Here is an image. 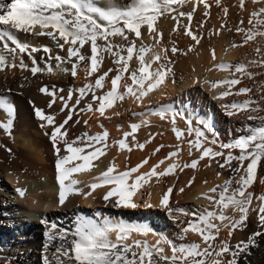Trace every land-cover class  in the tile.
Instances as JSON below:
<instances>
[{
    "label": "snow or ice",
    "instance_id": "snow-or-ice-1",
    "mask_svg": "<svg viewBox=\"0 0 264 264\" xmlns=\"http://www.w3.org/2000/svg\"><path fill=\"white\" fill-rule=\"evenodd\" d=\"M185 0H128L125 4H118L116 0H11L10 3H0V72L5 70L17 69L19 71L30 72L32 76L37 73L47 71L55 74L52 65L47 64L44 68L39 66L34 53L43 52L48 59L55 60V68L62 73H68L76 77L78 69L83 67L86 76L92 77L99 71L103 64L105 55L108 54L113 58V64L116 68H110L108 71L96 76L94 82L86 83L77 90H69L66 97L60 96L55 87H41L39 91L45 96L51 97L48 107L51 108L57 99L63 102L60 112L65 113L62 122L57 123L56 114H46L45 111L33 104L35 117L42 121L41 128L51 127V132H45L49 136L53 155L55 156V182L58 186V195L56 205L63 207L69 202V198L81 195L87 199L92 193L106 185H114L103 196L107 203L111 197H117L111 202V206L123 209H136L141 207L134 201V196L143 187L150 182L151 177L167 176L174 173L176 165H169L165 170L158 172L160 165L164 164L167 159L178 155L180 149L171 152L167 157L153 165L147 173H139V170L149 163V159H143L135 167L127 168L123 172H117L115 163L110 162L106 170L99 176L93 177L96 182L86 184L90 190L85 192L83 188L78 187L79 181L72 178L76 174L90 172L94 167H98L94 161L107 154L109 133L104 130L95 135H89L87 132L81 133L74 138L69 137V121H73V112L75 106L81 105L84 101L86 107H80L79 111L99 112L100 116L105 117V110L112 108L117 101H124L125 98L133 99L138 105L143 98L156 90L165 82L171 68L163 63L167 59V53L170 51L173 55L179 52V49L173 46L169 49L156 51L163 39V34L158 31L156 25L165 15H171V18L180 25V17H186L188 25H182L185 29L184 35L190 37L196 44L200 43L201 37L195 35L190 28L193 14L199 5H203L205 16H208L207 9L210 5L207 0H190L193 2L191 12H177V6H183ZM254 4L259 3L261 7L250 13L248 24L251 26L247 29L237 27L235 31L243 34V41L240 45L233 44L232 47H238L248 44L257 36L264 37V0H252ZM220 6V0H216ZM239 7L246 10V0H239ZM228 8H223L224 16L228 15ZM244 21L241 20L240 24ZM203 27V25H201ZM225 25L222 24L221 28ZM152 37L153 44L144 45L142 41L143 32ZM174 28L173 31H177ZM231 31V29H229ZM18 34L32 36H47L56 42V46L65 50L68 45L66 57L59 55L51 56V49L47 46L31 45L22 42ZM217 35L219 32L216 33ZM119 37V43L115 38ZM63 41V43H60ZM138 42L139 46H138ZM87 46V47H86ZM191 50V48L189 49ZM163 52L164 55L161 54ZM255 52L259 56L261 49L257 47ZM126 53V55H125ZM151 53V59L146 57ZM31 60V66L25 62L24 57ZM215 60V51L212 52ZM138 61V67L131 68L130 62L133 58ZM71 65L70 68L62 67V64ZM153 64L158 67L153 69ZM249 64L264 71V57L261 59L250 60ZM131 68V70H130ZM220 71H231L233 78L223 79L211 83V88L226 86V90L215 96V99L224 100L230 95L248 94L253 90L251 88H239L235 92L232 89L241 83V77L247 76L253 79L258 72H251L245 64H226L216 65ZM116 74L109 79V73ZM239 74V75H237ZM127 79L131 84L121 83ZM27 80V77L24 78ZM206 83H208L206 81ZM106 84H110V89L99 93L97 90L104 89ZM20 87H24L23 84ZM264 89V85L260 86ZM123 89V90H121ZM7 91H11L8 89ZM74 91L78 96L74 101V106L67 112L65 109L70 108L68 101L73 99ZM88 97V99H85ZM261 99H264L262 91ZM98 101V105L89 102ZM31 103V102H30ZM255 105V106H254ZM224 114L233 117L241 112L260 113L264 111L258 101L251 98L243 102H228L222 104ZM0 110L6 113L8 119L6 123H0L2 128L9 135L15 119V107L6 95L0 94ZM119 115V113H117ZM136 116L145 117L146 115L159 116L161 120L170 117V123L173 125L172 131L175 133L177 140L184 136V131L175 127L176 117L179 116L188 125L186 131L189 136L194 133V139L187 141L189 146V155L192 150L199 152L198 158L185 163L183 168L197 169L200 161L206 158L209 161L221 157L222 162L217 160L220 168L226 166L231 172L238 174L239 179L229 178L223 185H217L210 189L214 196L205 194L206 199L213 202L215 209L207 210L206 213L199 216L195 212L191 213L193 220L188 221L187 226L182 229L180 239L186 238L189 232L198 234L206 247H201L199 243H180L176 244L164 237H160L154 245L149 244L146 239H134L128 243L133 234L147 237L149 234L158 235L147 224L128 223L123 219L101 218L99 221L84 216H77L75 225L72 230H66L58 227L55 223H49L48 220L42 219L44 225L45 242L42 248V264H239L238 258L241 253L246 252L250 247L255 246V237H264V231H257L248 240L240 241L235 247H231L228 241L220 242L217 240L221 228L228 229V235L231 237L236 230H242L249 218V212H257V219L262 229H264V195L255 197L259 201L258 208H252L254 194L248 189L254 184L257 178L258 167L264 162V115L247 116V120H259V125H246L247 135H241L231 143L220 144V149L238 150L239 154L234 155L232 151H214L212 147L206 144H216L215 131L212 125L201 121L197 118V123L203 125L207 132L212 133V139L209 141L205 131L200 128H193V118L185 116L184 113L176 111L171 106H161L158 110H151L148 113H134ZM106 119L108 117H105ZM79 124L80 120L73 121ZM147 119H142L141 123L130 125L131 131L124 132L123 137L114 144L121 150L131 152L133 147L143 150L145 144L135 143V133L142 125H148ZM87 125L88 121H84ZM103 129V125H99ZM131 137V141H129ZM151 142L146 141V143ZM164 147L163 145L160 146ZM157 148L156 152H159ZM236 161L237 166L232 162ZM247 163L245 164V162ZM210 166V165H209ZM113 173H116L115 175ZM242 173V174H241ZM219 176L220 173H217ZM194 182V177L189 180L187 187ZM264 183V181H261ZM205 183H207L205 181ZM235 184V187H233ZM231 188V192L229 190ZM219 189V192L217 191ZM180 188V193L184 192ZM16 192L21 198L26 196V189L16 188ZM173 194V188L169 187L159 201L161 207L169 213L176 211L183 215H189L183 209H172L169 207L170 196ZM151 208L152 204L143 205ZM231 208L233 212H238L239 216H228L225 210ZM219 221L217 225L212 221ZM115 234V239L112 238ZM161 244H167L171 249V255H165V248ZM227 254V255H226ZM227 257H231L228 259Z\"/></svg>",
    "mask_w": 264,
    "mask_h": 264
},
{
    "label": "bare ground",
    "instance_id": "bare-ground-1",
    "mask_svg": "<svg viewBox=\"0 0 264 264\" xmlns=\"http://www.w3.org/2000/svg\"><path fill=\"white\" fill-rule=\"evenodd\" d=\"M10 2L11 0H0V3ZM127 2L128 0H116L118 4ZM193 2L185 0L182 7L177 6V12H191ZM207 3L210 5V8L207 9L208 16L204 15L206 10L201 4L196 8L190 22L193 33L201 37L199 44L184 35L185 29L182 25L189 24L186 17L179 18L180 25H177V22L171 18V15H176L175 12L171 15H165L159 20L156 27L163 34V39L156 51L159 52L165 48L170 50L175 46L179 52L173 55L168 51L167 59L163 63L171 68V72L165 82L144 97L139 105L133 99L126 97L124 101H117L112 108L105 110V117H108L106 119L100 116L99 112H80V107H86L82 101L81 105L75 106L73 112V121L79 119L80 123L74 124L73 121H69V125L65 126L71 138L84 132L95 135L107 130L109 133L107 142L110 146L106 149L107 154L102 156L100 160L94 161L99 166L94 167L90 172L76 174L72 177L80 182L78 187L83 188L85 192L90 190L86 184L96 182L93 177L99 176L101 172L106 170L110 162L114 161L117 172H123L148 158L149 163L144 165L139 173L134 174L135 176L140 173H147L153 165L167 157L169 153L180 149L177 156L167 159L157 169L160 172L174 164L176 165L174 173L159 177V179L151 177L150 182L144 184L136 193L134 201L141 205L136 209L112 207L111 202L117 197H111L107 203L103 200V196L109 189L115 187L114 185H106L96 189L87 199L81 195L72 196L65 206H57L55 203L58 195V186L55 182V156L50 138L45 135V132H51L52 128L40 127L42 121L35 117L33 108L34 104L43 109L46 114L55 113L56 122H62L65 113L59 110L63 106V102L57 99V102L49 108L48 102L51 97L45 96L39 89L41 87L63 89L59 95L66 97L69 90H77L86 83L94 82L96 76L110 68H116L117 65L112 62L113 58L104 54L103 64L92 77L86 76L83 67L78 69L76 77L60 72L55 68L56 61L48 59V56L42 51L34 53L39 66L44 68L46 63L50 64L55 74H50L46 70L37 73L36 76H32L30 72H22L17 69L0 72V94L6 95L15 107V119L11 134L9 135L0 128V264H42L41 254L45 242L43 234L45 229L41 220L46 219L49 223H55L60 228L72 230L77 216H84L97 221L101 218H112L123 219L128 223L147 224L158 234H149L147 237L133 234L132 238L127 241L128 243H132L134 239H146L149 244L154 245L162 236L176 244L199 243L201 247H206L201 237L192 232L187 233L185 239H180L183 234L182 229L187 226V224L182 223V220L189 215V217L194 218L191 215L193 212L199 216L206 213L207 210L218 211L213 202L204 198L205 194L214 196L215 194L210 192L214 185L224 183L229 178L238 180L239 175L231 172L227 166L220 168L216 161L222 162L223 158L221 157L212 161L206 158L200 161L195 170L191 168L181 170L185 163H190L191 160L200 155L194 149L192 155H189L187 141L194 139V133L192 136L187 134L188 125L185 121L179 116L176 117L175 127L184 131V136L177 140L172 131L173 125L170 123V117L161 120L159 116L146 115L140 117L134 113H148L151 110H158L162 105L171 106L176 111L184 113L185 116L192 117V127L205 131L209 141L213 138L212 133L207 132L202 124L197 123V118L212 125L217 143H208L206 144L207 147H212L214 151L222 150L225 153L232 151L234 155L239 154L238 150L220 149L219 145L231 143L237 137L247 135L246 125L251 122L247 120V116L249 114L264 115V111L260 113L241 112L233 117H228L224 114L222 104L232 101L243 102L251 98L258 101L260 107L264 108V99H261L264 89L260 87L264 85V71L249 64L250 60H259L264 57V37L257 36L246 45L232 47L233 44L240 45L244 38L243 34H238L235 29L237 27L245 29L251 27L248 24L250 13L258 10L261 4H254L252 0H246V10H242L239 7V0H220L219 7L216 0H207ZM101 4L103 6V0H101ZM223 8L229 10L227 17L224 16ZM241 20L244 21L243 24H240ZM222 24L225 25L224 28H221ZM174 28L178 30L173 31ZM260 29L264 30V26H260ZM142 32L141 42L144 45L153 44L152 37L146 29H142ZM217 32H219L218 35ZM18 37L22 42L31 45L41 48L43 46L49 47L51 56H67L68 45H65V50H61L56 46V42L47 36L37 37L18 34ZM115 42H121L120 38H115ZM257 47L261 49L259 56L255 52ZM190 48L191 50H189ZM213 50L215 51V60L212 56ZM161 54L164 55L163 52ZM24 59L31 66V60L27 56ZM146 59H151V53ZM221 63L231 65L242 63L248 66L249 71L260 73L253 79H249L246 75L242 76L241 83L232 89L233 92L239 88H251L253 91L246 95H230L224 100L215 99V96L226 90V86L212 89L211 83L233 78L231 71H220L216 68V65ZM130 65L131 68L138 67V61L135 57ZM61 66L71 67L67 63ZM152 67L155 69L158 65L153 64ZM115 74V72H110L109 79ZM25 77L27 80L24 79ZM125 82L131 84L130 79L126 78L121 83ZM21 84L24 87H20ZM8 89L11 91H7ZM109 89L110 84H106L104 89L97 91L99 94ZM77 96L78 92L74 91L73 99L68 101L70 108L65 109V112L74 106ZM89 102L98 105V101L89 100ZM202 109L204 110L203 113L201 112ZM7 119L6 113L0 110V123H6ZM142 119H147L149 123L142 125L134 135L136 137L135 143L145 144L144 149L140 150L133 147L131 152L126 149H119L114 141L121 139L124 132L131 131V124L141 123ZM84 121H88V124L85 125ZM101 124L104 126L103 129L99 127ZM149 140L151 142L146 143ZM129 141H131V137H129ZM161 145L164 147L161 148ZM157 148H160V151L153 155ZM232 164L234 167L237 166L236 161H233ZM217 173L220 175L218 176ZM263 173L264 162H262V166L258 167L256 181L248 189L254 194L252 208L259 207V201L255 197L264 195V183L261 182L263 177L259 179L261 175H264ZM193 177L194 182L190 187H187L186 185ZM17 187L27 190L24 198H21L16 192ZM169 187L173 188L169 207L183 209L189 215H183L176 211L169 213L160 206L159 201ZM182 187L185 190L180 193L178 190ZM149 203L153 207L143 206ZM225 212L228 216H239V213L233 212L231 208ZM212 222L217 225L220 224L216 220ZM228 231L226 228H221L217 240L220 242L228 241L230 246L234 248L240 241L248 240L255 232L264 231V229L258 222L257 212L250 210L249 218L242 230H236L231 237H229ZM112 238L115 239V234H112ZM255 241V246L251 247V254L247 251L240 254L239 264H264V237H255ZM160 246L165 248V255H171V249L167 244ZM227 258L231 259V257Z\"/></svg>",
    "mask_w": 264,
    "mask_h": 264
},
{
    "label": "rangeland",
    "instance_id": "rangeland-1",
    "mask_svg": "<svg viewBox=\"0 0 264 264\" xmlns=\"http://www.w3.org/2000/svg\"><path fill=\"white\" fill-rule=\"evenodd\" d=\"M202 113L204 112V110L202 109V111H201ZM260 115H263V114H260ZM254 122V123H253ZM256 123V124H255ZM259 123H260V121L259 120H254V121H251V122H249V124H251V125H253V126H256V125H259ZM255 124V125H254ZM264 174V173H263ZM262 177H263V179H262ZM259 179H262L263 181H264V175H261V178H259ZM225 183V182H224ZM223 182L222 183H220L219 185H223L224 184ZM217 185H214L213 186V188L214 187H216ZM217 191L219 192V189H217ZM230 191H231V188H230V190H229V193H230ZM214 194V193H213ZM211 207V206H210ZM190 216V215H189ZM189 216H187L184 220H182V223L184 224V225H186L187 223H188V221H190V220H193L194 218H191V217H189ZM187 218H189L188 220H187ZM250 250V251H249ZM251 251H252V248L250 247L248 250H247V252H249V254H251ZM248 254V255H249Z\"/></svg>",
    "mask_w": 264,
    "mask_h": 264
}]
</instances>
